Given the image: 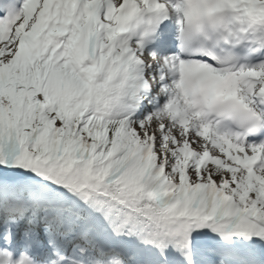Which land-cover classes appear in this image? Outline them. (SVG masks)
<instances>
[{
  "label": "snow or ice",
  "instance_id": "obj_1",
  "mask_svg": "<svg viewBox=\"0 0 264 264\" xmlns=\"http://www.w3.org/2000/svg\"><path fill=\"white\" fill-rule=\"evenodd\" d=\"M0 264H264V0H0Z\"/></svg>",
  "mask_w": 264,
  "mask_h": 264
}]
</instances>
